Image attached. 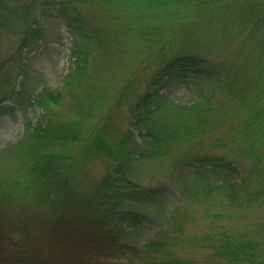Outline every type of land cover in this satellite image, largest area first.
I'll use <instances>...</instances> for the list:
<instances>
[{
    "label": "rangeland",
    "instance_id": "374dc122",
    "mask_svg": "<svg viewBox=\"0 0 264 264\" xmlns=\"http://www.w3.org/2000/svg\"><path fill=\"white\" fill-rule=\"evenodd\" d=\"M81 41L70 31L53 1L0 0V106L8 111L0 112V254L5 256V261L15 259L31 264H142V261L236 264L216 252V248H224L221 245L227 239L241 243L245 239L254 241L251 250L264 260V183L258 173H246V180L234 194L236 200L232 201L220 187L223 172L199 170L205 178L197 184L193 179L195 169L190 163L184 165V161L205 153H215L227 160L236 158L244 162V168L250 160L240 157L236 145L230 142L227 146L213 148L215 130L171 147L166 155L154 154V142L147 137L145 129L130 128L136 93L125 89V95H132H124L115 106L119 89L113 87L124 82L126 70L136 68L137 90L143 91L155 71V64L144 69L146 54L117 50L107 71L98 76L91 69L96 62V49H91L86 67L90 78L84 80L83 88L80 81L75 84L73 77L72 83L65 79L74 67L73 49L81 45ZM127 42L130 46L131 42ZM126 61L130 63L124 66ZM109 74V81L104 83ZM80 80L82 83V78ZM100 83L111 89L110 99L114 94L111 104L117 128L111 140L121 145L119 141L127 134L128 141L121 147L131 153L115 156L95 149L94 156L83 157L81 139L51 141L45 138L40 150L50 149L60 158L71 160V164L67 163L74 171L72 187L75 194L67 202L64 216L55 223L51 218L58 217L60 211L50 203H43L40 183L36 180L26 189L23 187V179L28 182L30 179L32 165L28 164L32 162L29 159L33 154H24L25 158H21L15 153H22L16 145L23 137L26 122L34 123L42 113V106L34 101L42 91L43 99L47 98V93L55 96L50 103L54 121H83L84 135L86 131L88 134L95 111L89 112V106L81 105L80 100L84 97L81 88L92 90ZM209 85L212 83L174 79L161 87L159 94L169 104L166 106L169 111L172 104L199 103L200 90ZM106 175L112 179L107 181L111 185L103 188L102 179ZM240 178V175L235 177L237 181ZM129 183L140 188L155 187L158 190L156 201L115 199L113 192L120 195ZM96 191L91 210L86 207L85 200ZM112 200L116 209L113 212L128 210L133 214H124L140 219L139 224L128 221L124 226L126 219L122 215L117 217L105 210ZM203 237H208V242ZM149 239L154 240L152 245L144 246ZM17 245L22 248L18 249Z\"/></svg>",
    "mask_w": 264,
    "mask_h": 264
},
{
    "label": "trees",
    "instance_id": "16d2710c",
    "mask_svg": "<svg viewBox=\"0 0 264 264\" xmlns=\"http://www.w3.org/2000/svg\"><path fill=\"white\" fill-rule=\"evenodd\" d=\"M51 1L66 20L70 31L82 39L81 45L73 49L74 67L66 74V81L71 82L73 77L76 84L82 78L79 84L82 87L86 84L84 80L90 78L86 67L89 66L91 49H96V62L91 69L98 76L107 71L117 50L146 54L144 69L155 64L147 88L138 92L136 68L126 70L125 86L122 83L113 87L119 89L114 100L115 106L125 96L136 93L130 128H144L147 137L150 136L154 142V154L162 156L175 145L190 142L195 136L211 134L215 130L212 147L227 146L229 142L236 145L240 157L250 160L249 169L244 168V162L236 158L227 160L215 153L197 155L191 161H184V165L190 163L195 169L194 183L199 184L198 180L205 178L199 170H213L218 174L223 172L220 187L232 201L236 200L234 194L244 184L246 173L256 171L261 183H264V0ZM126 40L131 42L130 46ZM129 63L126 61L124 66ZM109 77L110 74L105 77L104 83L109 81ZM174 79L178 82L198 80L212 85L200 90L199 103L186 106L172 104L168 111L166 106L169 104L159 94V90ZM104 83L97 84L92 90L81 88L84 96L80 100L81 105L89 106V112L95 111L88 134L86 131L84 135L86 128L83 121H54L50 103L55 96L47 93V98L43 99L42 91L34 98L42 106V113L34 123L26 122L23 137L16 145V149L22 153H15L21 158H25L24 154H33V158L29 159L32 162L28 164L32 165L30 179L29 182L23 179V187L26 189L37 180L41 186L39 191L43 195V203H50L51 207L60 211L58 217L53 218L54 215L51 218L52 222L56 223L64 216V208L75 194L72 187L74 171L69 165L71 160L60 158L58 153L50 149L44 152L40 150L45 138L51 141L81 139L80 152L83 150V157L94 156L95 149L115 156H128L131 153L121 147L128 141L126 133L119 141L121 145L111 140L117 128L111 104L114 94L110 99L111 89L105 87ZM125 89L132 94L125 95ZM0 112L8 111L0 106ZM239 175L241 178L237 181L235 177L239 178ZM108 180H112L108 175L102 179L103 188L111 185ZM128 185L118 196L113 192L115 199L156 201L158 190L155 187L140 188L135 183ZM97 191L95 195L89 194L85 200L86 207L91 210ZM114 200L105 210L111 213L116 210ZM126 212L133 214L128 210ZM126 212L113 213L126 219L124 226L128 225V221L139 224L140 219L128 217L124 214ZM203 239L208 242V237ZM153 242V239H149L144 246L152 245ZM222 243L224 248H216V252L232 263L264 264V260L251 250L254 241L245 239L241 243L227 239ZM17 248L22 247L17 245ZM4 257L1 253L0 264H31L15 259L5 261ZM142 264L161 263L142 261Z\"/></svg>",
    "mask_w": 264,
    "mask_h": 264
}]
</instances>
